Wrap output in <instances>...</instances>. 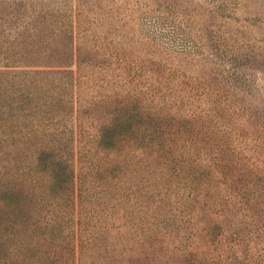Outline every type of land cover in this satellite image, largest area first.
I'll return each mask as SVG.
<instances>
[{"label":"rangeland","instance_id":"1","mask_svg":"<svg viewBox=\"0 0 264 264\" xmlns=\"http://www.w3.org/2000/svg\"><path fill=\"white\" fill-rule=\"evenodd\" d=\"M33 3L75 21L74 66L31 76L74 89L36 109L75 130L72 208H34L75 219L72 262L264 264V0Z\"/></svg>","mask_w":264,"mask_h":264},{"label":"trees","instance_id":"2","mask_svg":"<svg viewBox=\"0 0 264 264\" xmlns=\"http://www.w3.org/2000/svg\"><path fill=\"white\" fill-rule=\"evenodd\" d=\"M5 4L7 17L2 14ZM75 34L71 14L37 7L33 0H0V264H75L67 251L72 244L67 235H74L75 219H67L71 227L66 231L64 219L53 217V206L45 208L43 218H36L39 211L34 210L54 198L66 206L69 201L72 208L75 130L65 127L71 134L66 139L62 127L53 123L54 113L46 106L44 113L36 109L49 97L71 109L72 115L74 89L53 87L57 96L51 97V88L38 95L39 85L31 77L41 73L34 68L74 66ZM58 248H64L61 254Z\"/></svg>","mask_w":264,"mask_h":264}]
</instances>
